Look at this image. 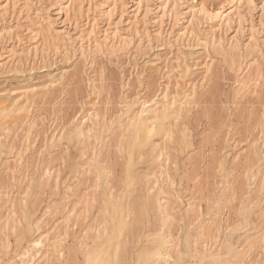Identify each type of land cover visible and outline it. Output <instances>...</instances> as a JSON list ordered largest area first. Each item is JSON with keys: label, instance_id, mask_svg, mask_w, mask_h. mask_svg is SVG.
Returning a JSON list of instances; mask_svg holds the SVG:
<instances>
[{"label": "rangeland", "instance_id": "rangeland-1", "mask_svg": "<svg viewBox=\"0 0 264 264\" xmlns=\"http://www.w3.org/2000/svg\"><path fill=\"white\" fill-rule=\"evenodd\" d=\"M103 263L264 264V0H0V264Z\"/></svg>", "mask_w": 264, "mask_h": 264}, {"label": "bare ground", "instance_id": "bare-ground-1", "mask_svg": "<svg viewBox=\"0 0 264 264\" xmlns=\"http://www.w3.org/2000/svg\"><path fill=\"white\" fill-rule=\"evenodd\" d=\"M234 9H231V8H228V9H226L225 11H224V14L222 15V17H226L227 19H229V17H230V13L233 11ZM239 16V12L237 11L236 12V17H238ZM223 19V18H222ZM143 127H145V126H143ZM150 127V126H149ZM145 129V128H144ZM151 129V128H150ZM150 129H148V127H147V129H146V131H150ZM169 216V215H168ZM115 225V224H114ZM113 226V225H112ZM118 227V226H117ZM114 228H116V227H114ZM113 228V230H115ZM113 230L111 229V231L113 232ZM116 230H118L119 231V229H117L116 228ZM115 230V231H116ZM114 231V232H115ZM117 231V232H118ZM112 235V234H111ZM111 235H110V237H111ZM116 235V234H115ZM115 235H113L115 238L114 239H116V237H117V235L115 236ZM112 236V237H113ZM109 237V238H110ZM108 238V240L111 242L112 240V242H114V239L112 238V240H110ZM118 238V237H117ZM44 243H45V240H44V238H41V237H37V239H35L34 241H33V243H32V245H31V247H28L29 249L28 250H26V252L25 253H23V256H25V257H30V256H32V257H34L35 255H37L39 252H40V249L44 246ZM109 245V244H108ZM110 246H112V245H110ZM109 246V247H110ZM102 248V247H101ZM106 249V248H105ZM108 250V249H107ZM105 251V250H104ZM166 253V252H165ZM164 253V254H165ZM104 254L107 256V254L104 252ZM109 254V253H108ZM155 254L156 255H158V258H163L164 257V255H163V253L159 250V251H157V252H155ZM168 254V253H167ZM166 254V255H167ZM105 255H104V257H105ZM112 255V254H111ZM169 255V254H168ZM23 257L22 256H20V259H22ZM102 258V257H101ZM106 259V258H105ZM103 261H105V260H103ZM22 262V261H21ZM105 262H107V261H105ZM165 262V261H164ZM162 263V262H161ZM104 264V263H103Z\"/></svg>", "mask_w": 264, "mask_h": 264}]
</instances>
